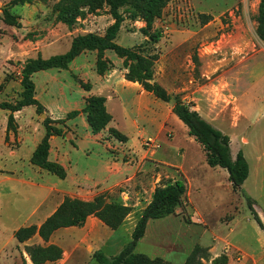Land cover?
Masks as SVG:
<instances>
[{
    "label": "rangeland",
    "instance_id": "1",
    "mask_svg": "<svg viewBox=\"0 0 264 264\" xmlns=\"http://www.w3.org/2000/svg\"><path fill=\"white\" fill-rule=\"evenodd\" d=\"M15 1L0 0V103L11 105H16L22 99L25 91L22 86V69L29 59L39 57L49 59L65 54L70 50L75 37L87 34L104 37L108 28L114 23L107 6L93 11L85 9L77 18L76 24L69 28L59 20V10L63 0H20L16 4ZM260 2L261 0H168L160 18L155 21L152 28L153 31L162 34L160 42L156 45H152L143 33L142 29L146 27L144 20L139 17L132 18V9L126 7L122 9L125 22L116 42L122 47L150 57L153 61L155 81L172 98L180 97L201 116H204L205 112H212L216 116L220 112V96L230 84V79L237 70L235 68L245 73L240 76L239 84L243 89L249 87L247 94L251 101L258 102V99L264 95V77L251 85V76L246 71L264 68V55L261 53L254 59L247 60L254 52L264 50V42L260 40L256 30V16ZM12 19L19 26L10 24ZM85 52H88V60L93 62V69L97 73L98 52ZM109 56L114 59L121 58L114 51H105L102 57L108 68L105 73L113 68ZM121 59L123 60L121 69L124 70L125 59ZM73 61L66 69L52 68L34 73L32 81L35 84V98L38 93L36 86L39 95L43 94L44 75L49 73L57 77L58 73H62L64 76L60 77V80L65 83L71 81L86 89L90 87V84L80 79L79 69H72ZM232 69L235 70L230 75ZM173 104V101L166 104L167 112L172 111ZM31 106H33L32 110L23 115L24 124L21 134L15 118L18 111L0 108V184L5 181V185H2L6 188L5 191L12 189L13 186L19 190L17 191L20 195L28 194V190L21 189L17 179L21 176L25 179L37 180L38 177L27 168L18 169V163L12 162L11 159L14 158L8 153L21 148L23 143L27 142L31 145L34 139L39 138L42 126L45 128V120L49 119L42 105L40 109L35 105ZM10 116L13 117L12 122L9 121ZM49 120L51 123H58ZM244 124L243 120L239 129L233 132H238V135L243 134ZM170 126L171 132L168 138L165 133V136H161V142L156 136L151 135L150 130L153 131L151 128H147V138L142 139L143 147L152 156L157 152L159 157L170 164L164 162L159 163L160 166L150 164L154 167V172H160L162 176L156 174L149 185H146L149 188L146 191L139 184V190L144 196L140 195L141 204L138 207L130 206L134 204V196H132L133 200L131 198L129 201L121 198V191L132 190L126 187L107 194L102 193L106 194L104 205L117 200L122 204H129L131 210L133 209L131 221L136 223L148 206V202H152L156 189L171 184L173 177L182 179V171L176 167L179 166L189 182V194L194 209L192 210L191 203H186L184 208H179L178 211L184 216L193 214L195 219L205 223L208 228L186 224L182 218L176 216L154 220L148 227L149 234L147 229L146 236L139 242L136 253L150 258H163L171 264H185L192 255L195 257V262L192 264H214L215 261L218 264H228V256L225 253L212 261L207 247L213 245L212 253L215 254L221 251L226 245V240H229L244 248L255 247L257 254H261L264 250L261 235H264L251 214L245 194L241 191L235 192L223 174L210 170L204 149L196 140L192 141V137L182 126L177 124ZM263 129L264 115L249 136L253 137ZM112 130L115 129H111L110 132ZM134 138L131 140V146L136 147L137 150V138ZM148 138L155 140L159 147L145 145ZM118 147L119 150L123 149L122 146ZM244 148L248 152L249 147ZM21 158L24 159L25 156L22 154ZM24 162L28 163V161ZM250 163L252 165L253 161L250 160ZM5 168H16L22 173L18 172L17 176L8 177L2 175L10 174ZM8 178L15 180L9 181ZM151 195H153L152 199ZM95 198L84 202H92ZM20 200L21 197L13 194L0 197V264H14V259L11 258L13 248L11 234L13 230L24 224L28 209L27 206L19 208ZM130 240V234L122 229L118 237L121 246L127 245ZM30 247L34 246L25 247L29 256ZM233 257L237 261L241 256L234 254ZM94 264L98 263L95 261Z\"/></svg>",
    "mask_w": 264,
    "mask_h": 264
},
{
    "label": "crops",
    "instance_id": "2",
    "mask_svg": "<svg viewBox=\"0 0 264 264\" xmlns=\"http://www.w3.org/2000/svg\"><path fill=\"white\" fill-rule=\"evenodd\" d=\"M260 53L264 55V50L254 52L248 56L247 60L254 59ZM88 56V52H84L77 57L72 63V69H79L80 79L84 83L90 84V90L81 85H75L71 81L70 83L61 81L60 77L64 76L62 73H58V77L52 73L44 75L43 94L41 96L39 95L38 86H36V91H38L36 94L37 101L45 108L47 117L58 122L51 123V125L64 130V135H54L50 138L49 161L60 164L66 171V177L61 179L31 163L34 151L46 134L43 126L39 132V138L34 139L31 145H28L27 142L23 143L21 148H16L8 153L9 156L14 158L11 161L18 163V169L27 168L29 171L36 173L38 177L37 180H29L21 176L17 179V184L20 185L21 189L28 190V194L20 195L19 190L13 186L12 189L9 188L5 191L6 188L2 186L5 185V181L0 184V197L9 194L19 196L21 197L19 208L26 206L28 208L24 224L13 230L11 234V242L13 243L11 258L14 259V264H34L25 250L26 246L48 247L53 245L61 248L63 254L60 260L47 261L44 264H94L96 260L93 255L98 251L103 252L108 258L118 255L126 246H121L118 241L119 232L124 229L132 238L136 223L131 221V213L118 230L111 229L98 217L91 215L82 226L56 230L48 241L43 240L37 233L27 241L19 242L15 233L24 227H40L57 211L67 197L91 201L99 194L129 187L132 190L121 191V198L129 201L134 196V204H130V206L138 207L141 204L140 195L144 197L141 190H139V184L146 191L149 189L146 185H149L156 174L162 176V173L154 172V167L150 164L160 166L159 163L161 162L168 163L159 157L157 152L152 156L143 147L142 139H146L148 136L147 128L153 130H150L151 135L156 136L159 141L162 135L165 136V133L168 138V134L171 132L170 125L172 124L182 126L185 132L189 134L188 128L173 111H166V102L147 92L138 82H131L126 79V70L121 69L123 62L121 58L114 59L109 56L113 68L101 76L93 69L94 64L88 60ZM235 69H237L234 73L235 78L233 76L230 79V84L220 96L219 114L215 116L212 112H205L202 117L215 129L229 136L233 160L236 159L240 151L246 158L249 164V176L241 186V192L251 198L253 208L264 224V129L259 134H254L253 137L249 136L264 115V95L261 99H258V102L251 101L247 94L249 87L243 89L239 84L241 81L240 76L245 73L238 70V68ZM235 69H232L229 74L231 75ZM246 71L251 76V85L256 84L261 77H264V68L248 69ZM92 96L106 99V109L112 117L107 128L98 134L92 132L87 114L84 112L87 99ZM243 100L245 103H243ZM222 102L225 104L223 105ZM32 108L33 106H30L16 112L15 118L19 124V134H21L24 124L22 121L23 115ZM73 112H76L77 115L69 117V114ZM243 120L245 121L244 132L238 135V132L233 131L239 129ZM59 121H63V123L61 124ZM111 129L119 131L125 137V140L117 139L110 132ZM134 137L137 138V150L136 147L131 146V140L135 139ZM189 138L191 137L189 136ZM191 139L192 141L195 140L194 137ZM118 146H122L123 149L119 150ZM244 147H249L248 152L245 151ZM22 148H24L23 151H21ZM22 154L25 156L24 159L21 158ZM250 160L253 161L252 165ZM24 161H28V163ZM176 167L181 169L182 180L187 182L184 206L186 203H191L193 210L194 206L189 194V182L185 178L182 168ZM13 169L5 168V171H9L10 174L5 173L2 175L14 177L17 176L18 172L22 173L16 168ZM210 170L223 174L225 179L229 180V174L225 169L210 167ZM12 180L15 179H9V181ZM176 180L181 179L173 177L171 184ZM229 184L232 187L230 181ZM150 202H148V205ZM124 205L130 207L127 203ZM184 206L178 207L176 214L171 216L180 217L186 224L192 226H206L208 228L205 223L203 224L195 219L193 214L192 216H184L183 213H179L178 209L184 208ZM168 217L149 220L147 229L150 227V222L167 219ZM185 217L190 218L191 222H186ZM260 231L262 232L261 229ZM261 241L264 244V236L262 235ZM225 243V247L221 251L215 252V254L212 253L213 245L210 248L207 247L211 253L212 261L225 253L228 256V264H264V250L261 254H257L255 247L244 248L229 240H226ZM234 254L241 257L235 261Z\"/></svg>",
    "mask_w": 264,
    "mask_h": 264
},
{
    "label": "trees",
    "instance_id": "3",
    "mask_svg": "<svg viewBox=\"0 0 264 264\" xmlns=\"http://www.w3.org/2000/svg\"><path fill=\"white\" fill-rule=\"evenodd\" d=\"M20 0H16L15 4ZM168 0H63L59 10V20L72 28L77 18L83 14L85 9L97 10L104 6L109 8V13L114 19V23L108 28L104 37L94 34L79 35L72 41L70 50L62 55H57L49 59L41 57L29 59L22 69V86L24 93L22 99L16 104L0 103L1 109H8L13 112L20 111L23 107L35 105L40 109L41 105L35 98V84L32 81V75L41 70L52 68L66 69L68 65L81 53L85 51H97V73L104 75L108 68L103 61L105 51H114L121 58L125 59L124 68L127 70L126 79L131 82H138L147 91L155 95L163 102H174L172 111L178 119L188 128L189 135L202 146L206 153V161L210 167H221L229 174V181L235 191H241V186L249 176V164L240 151L235 160L232 159L230 149V138L221 131L215 129L207 122L196 110H193L180 97L172 96L154 79L153 61L150 57L143 56L141 53L132 49L122 47L116 40L125 22L122 9L129 7L132 9V18H141L146 23L143 33L149 38L152 45L160 42L162 34L153 31L155 21L160 18L162 10ZM10 24L19 26L17 22ZM257 35L264 42V0H261L256 16ZM87 90H90L88 87ZM106 99L104 97L92 96L87 99V105L84 112L91 130L94 134L101 133L107 128L112 120L111 115L106 109ZM77 113L69 114V117L76 116ZM10 116L9 121L12 122ZM62 124L63 121H60ZM46 134L34 151L31 157V163L44 169L57 177L63 179L66 177L65 169L58 163L49 161L50 138L54 135H64L63 128H57L51 125L49 119L45 120ZM117 139L125 140V137L117 130L111 131ZM107 194V193H106ZM106 194L98 195L92 202H84L78 199L65 198L57 211L50 216L39 228L36 226L24 227L19 229L15 236L19 242H25L35 234L48 241L53 233L65 227L82 226L91 215L98 217L104 224L113 230H118L131 213V208L126 207L121 202L104 205ZM187 194V182L185 180H176L173 184H168L155 191L152 202L144 209L140 218L136 221L132 232L131 241L115 257L108 258L101 251L95 252L93 258L99 264H171L163 258H150L144 254L136 253L139 241L145 236L147 224L151 219H161L176 214L178 207L184 206ZM251 214L264 233V224L253 208V201L246 196ZM185 221L191 220L185 217ZM32 262L34 264H44L47 261H58L62 258L63 251L57 246L40 247L34 246L28 249ZM195 262L194 255L187 259L185 264ZM214 264H218L217 261Z\"/></svg>",
    "mask_w": 264,
    "mask_h": 264
},
{
    "label": "built area",
    "instance_id": "4",
    "mask_svg": "<svg viewBox=\"0 0 264 264\" xmlns=\"http://www.w3.org/2000/svg\"><path fill=\"white\" fill-rule=\"evenodd\" d=\"M145 145L150 146V147H154V148H158V144L155 140H153L152 138H148L147 141L145 142Z\"/></svg>",
    "mask_w": 264,
    "mask_h": 264
}]
</instances>
